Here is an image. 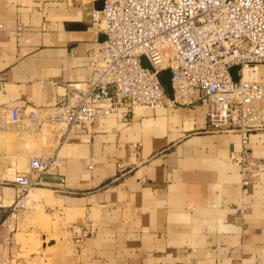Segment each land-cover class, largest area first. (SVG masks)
Masks as SVG:
<instances>
[{"label": "crops", "instance_id": "obj_1", "mask_svg": "<svg viewBox=\"0 0 264 264\" xmlns=\"http://www.w3.org/2000/svg\"><path fill=\"white\" fill-rule=\"evenodd\" d=\"M93 5L0 0V264L24 262L28 239L45 236L37 225L19 227L39 208L57 219L73 264H264V177L242 188L231 160L243 150L264 157V131L249 133L244 146L236 131L209 132L202 102L134 111L127 123L118 114L97 117L70 127L59 145L54 135L47 142L42 131L4 122L6 108L42 112L63 99L66 85L88 81ZM262 76L259 66L258 82ZM159 80L170 97L168 73ZM253 106L264 109V99ZM53 153L55 175L29 192L38 196L27 195L25 209H11L13 178L29 157ZM241 204L249 209L238 217ZM74 223L90 232L77 246L68 233Z\"/></svg>", "mask_w": 264, "mask_h": 264}, {"label": "built area", "instance_id": "obj_2", "mask_svg": "<svg viewBox=\"0 0 264 264\" xmlns=\"http://www.w3.org/2000/svg\"><path fill=\"white\" fill-rule=\"evenodd\" d=\"M98 1L101 8L88 14L94 38L88 81L66 85L63 99L42 112L32 108L23 116L18 108L2 110L6 124L31 133L52 125L59 145L67 142L70 127L89 126L97 117L118 114L127 123L134 111L202 102L209 132L236 131L244 146L249 133L264 131V109L253 106L264 99V0H91ZM99 35L104 41H97ZM141 57L148 68L140 66ZM162 72L168 73L170 97L159 80ZM231 160L242 188L260 184L264 157L243 150ZM59 165L54 153L29 157L27 171L11 181L17 191L11 209H25L29 192ZM248 209L241 204L234 212L242 217ZM81 220L86 222L87 214ZM68 233L75 246L90 234L79 223ZM177 264L199 263L184 258Z\"/></svg>", "mask_w": 264, "mask_h": 264}, {"label": "rangeland", "instance_id": "obj_3", "mask_svg": "<svg viewBox=\"0 0 264 264\" xmlns=\"http://www.w3.org/2000/svg\"><path fill=\"white\" fill-rule=\"evenodd\" d=\"M92 3V2H91ZM140 66L142 68H148V63L145 57L139 59ZM54 126L50 125L42 131V137L47 142L51 141L54 134ZM41 133V132H40ZM35 193V192H34ZM30 195V197H36L37 194ZM38 196V195H37ZM27 207V203L25 208ZM51 222V217L44 214L42 209L34 210L31 220L19 226L23 231H25L30 225H37V227L43 228V233L45 236H38L34 239L32 236L28 239L31 243L29 245L28 258L20 264H73V254L71 248L68 247L65 238L60 239L59 236L62 234L56 230V218ZM40 234V233H39ZM41 238L43 240H41ZM72 246V245H71ZM73 249V246H72Z\"/></svg>", "mask_w": 264, "mask_h": 264}, {"label": "water", "instance_id": "obj_4", "mask_svg": "<svg viewBox=\"0 0 264 264\" xmlns=\"http://www.w3.org/2000/svg\"><path fill=\"white\" fill-rule=\"evenodd\" d=\"M100 8H101V1H98V2L94 3V5H93V9L94 10H99ZM104 39L105 38H104L103 35H99L98 38H97V41L98 42H102V41H104ZM236 70H237L236 67H233V68H231L229 70L232 80H236V76H235Z\"/></svg>", "mask_w": 264, "mask_h": 264}, {"label": "bare ground", "instance_id": "obj_5", "mask_svg": "<svg viewBox=\"0 0 264 264\" xmlns=\"http://www.w3.org/2000/svg\"><path fill=\"white\" fill-rule=\"evenodd\" d=\"M34 191V190H33ZM40 192V191H39Z\"/></svg>", "mask_w": 264, "mask_h": 264}]
</instances>
